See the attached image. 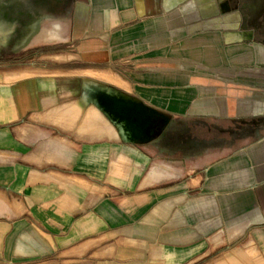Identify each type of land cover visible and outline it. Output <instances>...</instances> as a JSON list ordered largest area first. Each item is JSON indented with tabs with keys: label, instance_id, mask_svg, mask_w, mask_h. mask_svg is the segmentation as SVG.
<instances>
[{
	"label": "crops",
	"instance_id": "obj_1",
	"mask_svg": "<svg viewBox=\"0 0 264 264\" xmlns=\"http://www.w3.org/2000/svg\"><path fill=\"white\" fill-rule=\"evenodd\" d=\"M239 1H0V59L57 48L0 63V264H264V42Z\"/></svg>",
	"mask_w": 264,
	"mask_h": 264
},
{
	"label": "rangeland",
	"instance_id": "obj_2",
	"mask_svg": "<svg viewBox=\"0 0 264 264\" xmlns=\"http://www.w3.org/2000/svg\"><path fill=\"white\" fill-rule=\"evenodd\" d=\"M6 7H8V5H6ZM237 7L241 8L242 13L245 16L244 19L246 23L249 26L255 27L257 29L256 40L259 42H264V0H240L239 6L237 4ZM35 41L36 45L39 43V41H41L39 39L38 32L35 34ZM2 50L3 53H1V55L3 58L0 59V63L4 64L3 66H24L27 64H32L33 62L36 64H41L51 61L50 59H55L52 57H42V54L43 52H48L49 50H57V48H55L54 44H46L35 46L34 48L31 47L28 50L27 48L21 46L19 48H3ZM44 58L47 59V61L44 60ZM97 85L106 88V85L108 84L99 82ZM109 86L112 87L110 84ZM115 106L117 108L118 105L116 104Z\"/></svg>",
	"mask_w": 264,
	"mask_h": 264
},
{
	"label": "bare ground",
	"instance_id": "obj_3",
	"mask_svg": "<svg viewBox=\"0 0 264 264\" xmlns=\"http://www.w3.org/2000/svg\"><path fill=\"white\" fill-rule=\"evenodd\" d=\"M36 69H38V68H36ZM41 69V68H40ZM25 70V69H24ZM31 70V69H30ZM18 71H21V70H18ZM49 71H47V72H45V70H35L34 71V73H48ZM54 72V71H53ZM63 72V71H62ZM65 72V71H64ZM83 72V71H82ZM71 73V72H70ZM85 73V72H84ZM93 73L94 72H92V75H93ZM110 71L108 72L107 71V73H94L95 75H97V77L99 76V77H102V78H104V79H107L106 81H108V80H111V81H113V82H115V83H118L119 85H124L123 84V81L121 80V78H116V77H113V76H110ZM9 74V73H8ZM50 74V73H49ZM48 74V75H49ZM77 74V73H76ZM15 75V74H14ZM24 75H26V74H24ZM28 75H30V74H28ZM68 75V74H67ZM91 75V74H90ZM94 75V76H95ZM18 78L20 77V76H17ZM25 77V76H24ZM87 77V76H86ZM89 77V76H88ZM12 79V78H11ZM10 79V80H11ZM87 85V84H86ZM125 87V86H124ZM118 97H120V96H118ZM74 110H77V109H74ZM80 111V110H79ZM118 112V111H117ZM79 113V112H78ZM90 113V112H89ZM65 114V113H64ZM90 114H92V113H90ZM90 114H88L89 115V117H90ZM94 116V115H93ZM88 117V118H89ZM90 119H92V118H90ZM124 119V118H123ZM64 120V119H63ZM95 121V120H94ZM91 122V121H90ZM96 122V121H95ZM89 123V122H88ZM97 123H98V121H97ZM92 124V123H91ZM89 125V124H88ZM94 125V124H93ZM86 127H87V124L85 125ZM84 126V127H85ZM83 127V126H82ZM83 127V128H84ZM92 128V127H91ZM106 129V128H105ZM118 129V128H117ZM80 130V129H79ZM83 130H85V129H83ZM88 131V130H87ZM92 131V130H91ZM97 132V131H96ZM106 132V131H105ZM130 132V131H129ZM121 136V135H120Z\"/></svg>",
	"mask_w": 264,
	"mask_h": 264
},
{
	"label": "flooded vegetation",
	"instance_id": "obj_4",
	"mask_svg": "<svg viewBox=\"0 0 264 264\" xmlns=\"http://www.w3.org/2000/svg\"><path fill=\"white\" fill-rule=\"evenodd\" d=\"M0 1H1V0H0ZM55 1H56L57 3H59V2L61 3V0H55ZM8 7H9V8H14L15 5L12 4V2H9V3H8Z\"/></svg>",
	"mask_w": 264,
	"mask_h": 264
}]
</instances>
